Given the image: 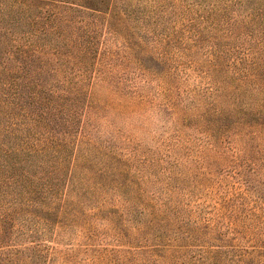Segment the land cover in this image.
Listing matches in <instances>:
<instances>
[{"label":"rangeland","instance_id":"rangeland-1","mask_svg":"<svg viewBox=\"0 0 264 264\" xmlns=\"http://www.w3.org/2000/svg\"><path fill=\"white\" fill-rule=\"evenodd\" d=\"M61 1L0 22V264H264V0Z\"/></svg>","mask_w":264,"mask_h":264},{"label":"trees","instance_id":"trees-1","mask_svg":"<svg viewBox=\"0 0 264 264\" xmlns=\"http://www.w3.org/2000/svg\"><path fill=\"white\" fill-rule=\"evenodd\" d=\"M6 5L4 7L0 8V22H5L6 18L9 14H11L15 9H21V10H31L32 7L36 5V0H5ZM61 2H67L66 0H63ZM49 18L50 15H47ZM59 22L60 19L57 15V13L51 14V21L47 25H44L43 28L40 29V33L44 36L47 35H57V37H60L59 33ZM10 31V30H9ZM7 61L9 59H13L15 56H20V65H17V67L11 66L10 63H1L0 68L3 69V71L7 72L8 74L12 75L13 79H11L8 82V86L13 88L14 90L18 91L17 87L19 86L17 84V80L19 77H16V73L18 75L21 74H28L27 64H23L24 61L29 60L31 58L41 59L43 58L48 52L47 47L42 45H36L31 43L28 44L26 48H15L14 51L8 50L7 52ZM57 54V53H56ZM21 74V75H23ZM20 76V75H19ZM24 76H22L23 79ZM29 78V77H24ZM17 79V80H16ZM21 79V80H22ZM16 80V81H15ZM16 82V86H15ZM19 88V87H18ZM14 95L17 94V92L13 93ZM18 148L14 146H5L2 143H0V196H6L8 195V190L10 187L18 182L22 183L27 179L28 173L22 174L17 173L18 166L22 165V163H25L24 159H21L17 155ZM27 162V161H26Z\"/></svg>","mask_w":264,"mask_h":264}]
</instances>
